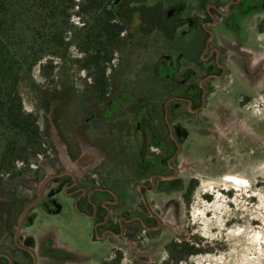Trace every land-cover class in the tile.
Segmentation results:
<instances>
[{"label": "rangeland", "instance_id": "1", "mask_svg": "<svg viewBox=\"0 0 264 264\" xmlns=\"http://www.w3.org/2000/svg\"><path fill=\"white\" fill-rule=\"evenodd\" d=\"M90 1L73 0L68 19L57 15L44 29L33 13L24 15L27 19L16 26L21 38L14 42L13 50L20 56L22 50L29 52L30 47L36 45L33 41L35 29H43L39 43L44 49L39 62L18 84L16 92H10L18 96L22 111L35 120L38 128L35 152L29 145L21 151V157L13 161L12 156H5L13 138L19 147L25 142L21 136L14 137L13 131L0 126V164L5 169L13 168L14 175L29 182L30 190L25 192L28 199L34 196L41 179L53 172L57 155L80 180L90 177L92 170L103 161L104 165L110 163L105 171L106 182H119L123 186L128 183V196L135 197L134 187L139 181L134 185L130 178L134 154L128 158L122 157L124 154L112 156L107 161L101 151L89 146V149H82L75 160H70L55 126L58 118L63 120L67 115L56 108L60 93L70 92V103L65 104L77 108L89 105V99L94 104L101 102L96 92L102 89L103 69L113 89L119 80L122 86L130 85L131 92L141 89L140 81L134 85L135 77H129L133 61H129L125 85L121 77L115 76L118 67L119 75L126 70L127 62L120 61L124 51L130 57L132 50L129 51L122 35L117 42H109L101 32L107 19L102 8L108 9L112 0H105L99 10L91 8L83 12L81 6ZM160 1L164 7L182 1L186 9L181 18L195 19L197 27L192 30L193 27L182 26L172 40L160 33L150 40L142 38L143 48L149 47V55L143 56L141 64L142 94L153 92L155 118L161 121L163 104L177 95L181 87L156 83L150 70L160 55L173 56L174 66L178 65L182 54L177 53V48L186 53L177 75L194 70L191 81L202 83L203 87L205 84L207 91L198 111L181 103L172 118V127L178 128L183 136L172 163L178 184L172 190L157 187L156 192L148 194L150 212L158 224L147 231L142 228L140 238L135 241L121 238L112 239L108 244L94 242L92 222L77 211L72 201L61 199L59 213L38 219L32 233L37 245L28 249L33 264H100L103 258H106L103 264H175L173 258L182 253L171 246L179 242L189 247L194 244L198 251L178 264H264V31L261 32L264 13L242 19L236 32L228 31L223 25L212 28L210 35L214 40L210 45L219 47V62L224 71L203 82V68L213 65L214 61H199L201 40L206 38L198 29L205 21L204 11L198 9L200 0H148L145 5ZM212 2L207 0V4ZM32 4L31 0L28 8ZM94 53L98 56L96 63L90 61ZM43 66L45 75L42 74ZM105 92L110 91L106 89ZM159 132H163L161 127ZM107 138L92 131L84 139L93 142L94 147L107 148L110 146ZM168 142L169 137H165L163 146L167 147ZM154 154L159 158L163 151L157 150ZM155 182L159 185V180ZM140 210L143 217L149 216L144 207ZM9 219L0 221L10 225ZM17 255L19 253L15 252Z\"/></svg>", "mask_w": 264, "mask_h": 264}, {"label": "flooded vegetation", "instance_id": "2", "mask_svg": "<svg viewBox=\"0 0 264 264\" xmlns=\"http://www.w3.org/2000/svg\"><path fill=\"white\" fill-rule=\"evenodd\" d=\"M147 1L142 3L145 4ZM212 1L211 4H207V0H200L198 3V9L200 7L204 11L205 19L198 29L206 35V38L201 40L203 46L200 49L199 61L200 63L214 61L213 65L210 64L203 68V82L216 78L224 71L219 62V47L210 45L214 40L210 35L212 28L223 25L227 30L236 32L242 19L252 14L264 13V0ZM114 3L112 0L107 11L114 12L111 8ZM135 3L137 6L142 4L140 1ZM158 3H161L162 9L170 17L169 24L164 28H159L156 13L151 16L150 23H148L141 9L121 10V13L126 15L110 21V23L121 26V31L118 35L113 34L112 40L117 42L118 37L122 35L121 37L126 39L128 43L129 51L132 50L130 52L131 58L126 51H124V57L121 56L120 61L127 62L126 70L122 72L123 75H119V67L116 68L117 72H115V76L118 75L119 79L122 78L124 85L126 84L129 61H133L134 68L129 73V77L130 79L132 76L135 77L134 85L140 81L142 89L141 64L143 56L146 58L149 55V47L143 48L142 46L143 37L150 40L149 38H152L153 35L160 33L167 40H172L182 26L187 25L188 29L193 27L192 30L197 27L195 19L181 18L186 9L182 1H176L168 7H164L161 1L150 6L156 7ZM106 39L108 40L109 37L107 36ZM176 50H178L177 53L181 52L182 54L178 65L174 66L173 56L160 55L150 70V74L156 83H170L181 87L177 95L171 96L163 104L161 121H157L155 118V104L153 103L155 96L153 92H144V95L141 89L138 92H131L130 85L128 87L122 86L121 80L117 85L115 82L114 90L109 84V79L104 77V69L100 78L102 89L100 92H96L101 102L94 104L92 99H89L91 103L81 108L67 105L65 103H70L71 99L70 92L69 94L62 92L60 98L56 99L59 103L56 108L59 112L67 114L66 116L63 115V120L57 116L58 124L55 123L58 128V138L66 147L67 158L75 160L81 150L89 149V146L101 151L104 160L107 161H110L112 156L124 154L122 157L128 158L134 154V167L130 172V178L134 180V185L139 181L134 187V198L128 196V183L123 186L119 182L111 184L106 182L105 171L110 168V163L104 165L102 164L104 161L100 163L98 168L92 170L90 177L88 175L80 180L68 169L67 164L62 163L57 155L53 164V172L41 179L31 199H28L25 194L30 190L29 182L14 175L13 168L5 169L3 164H0V220L10 218V225H5L0 221V264H33L28 249L35 248L37 245V240L32 236V233L37 226L38 219L43 215L59 213L61 210L60 200L63 198L72 201L77 211L92 222L93 240L96 243L106 242L108 244V241L112 239L119 240L121 238L135 241L140 238L142 228H144L143 231H147V229H152L153 225L157 226L158 221L150 212L151 203L146 198L149 193L156 192L157 187L172 190L178 184V180H175L173 176L172 163L179 151L178 144L181 143L179 139H182L183 136L178 128H173L171 125L174 112L181 103L192 108L194 112L198 111L204 104L207 93L205 84L203 87L202 83L197 84L191 81L194 70H185L177 75L186 53L179 48ZM96 55L97 53L92 55L93 60H90L91 62L96 63L98 57ZM206 55L208 56L205 58ZM108 62L109 60H107ZM105 88L110 92H105ZM156 92H158V88H156ZM64 94L68 95L64 97ZM160 127L162 133L159 132ZM92 131L106 135L107 141H110V146L107 148L94 147L92 146L93 142H87L84 138L88 132L92 133ZM165 137H169L167 147L163 146ZM150 148L152 152H149ZM157 150L163 151V156L158 158V154H154ZM157 180H159V185L155 182ZM188 191L190 192V188ZM79 206H82L83 209H80ZM142 207L149 213V216H142L140 210ZM182 244L185 251L194 246L193 244L189 247L185 242L172 245ZM180 247L176 249H180L183 257L177 263L173 258L175 264L198 251L193 247L196 252L187 255ZM171 248L175 249L172 246ZM15 252H18L19 255L15 256ZM103 261H106V258H103L100 264H103ZM111 263L114 264V262Z\"/></svg>", "mask_w": 264, "mask_h": 264}, {"label": "trees", "instance_id": "3", "mask_svg": "<svg viewBox=\"0 0 264 264\" xmlns=\"http://www.w3.org/2000/svg\"><path fill=\"white\" fill-rule=\"evenodd\" d=\"M30 1L31 0H0V92H5L4 94L0 93V126L3 125L13 131L15 134L14 137L21 136L25 142L24 146L19 147V145L15 143L16 138L10 141L5 151V156H12V161L21 157L20 153L26 149V146H33L35 152L36 148L34 144H36L35 141L38 137V128L34 118L22 111V105L18 96H12L10 92H16L18 84L25 79V76L29 75L33 67L39 62L41 51L44 49L43 45L39 43L43 38L42 30L46 28L48 22L55 19L57 15L64 19H68V11L74 6L73 0H32L33 4L28 8ZM104 1L105 0H91L86 6H81V10L83 12H88L91 8L99 10L102 8ZM136 1L142 3L145 0H119V2L114 0L115 3L111 7L114 12L107 11L108 9L103 6L104 8L102 9L106 10L104 14L107 19L101 28V32L106 33L109 37V42L112 40L113 34L118 35L121 31L120 24L110 23L114 18L122 17V15L125 14L121 13V10L141 9L148 23H150L151 16L156 13L159 28H164L169 24L170 17L167 16V12L162 9L161 3H158L156 7L146 6L144 3L137 6L135 3ZM28 13H33L34 17L37 18L36 21L43 23V29H35L33 41L36 42V45L31 46L29 52L26 49L22 50L20 56L18 52L13 50L14 42L21 38L20 34L16 32V26L20 21L27 19L24 15ZM19 56L21 57L20 59H18ZM43 70L44 66L42 68V74L45 75ZM172 247L175 249L177 247L183 249L184 245H172ZM195 252L194 248L191 247L184 253L188 255ZM181 257L183 256L175 258V262L177 263L181 260Z\"/></svg>", "mask_w": 264, "mask_h": 264}]
</instances>
